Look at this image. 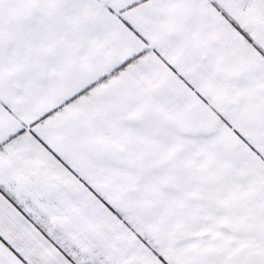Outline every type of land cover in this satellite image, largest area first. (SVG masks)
Here are the masks:
<instances>
[{
  "label": "snow or ice",
  "instance_id": "snow-or-ice-1",
  "mask_svg": "<svg viewBox=\"0 0 264 264\" xmlns=\"http://www.w3.org/2000/svg\"><path fill=\"white\" fill-rule=\"evenodd\" d=\"M0 264H264V0H0Z\"/></svg>",
  "mask_w": 264,
  "mask_h": 264
}]
</instances>
